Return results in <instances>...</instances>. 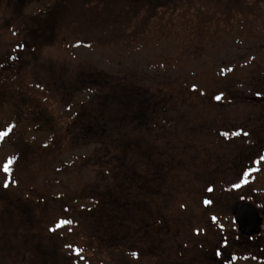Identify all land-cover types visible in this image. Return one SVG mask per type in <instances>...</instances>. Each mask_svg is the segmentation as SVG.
<instances>
[{
  "label": "rangeland",
  "instance_id": "374dc122",
  "mask_svg": "<svg viewBox=\"0 0 264 264\" xmlns=\"http://www.w3.org/2000/svg\"><path fill=\"white\" fill-rule=\"evenodd\" d=\"M201 2L144 23L91 0L36 55L0 2V79L22 74L57 125L39 155L51 133L0 108V264H264V3Z\"/></svg>",
  "mask_w": 264,
  "mask_h": 264
},
{
  "label": "trees",
  "instance_id": "16d2710c",
  "mask_svg": "<svg viewBox=\"0 0 264 264\" xmlns=\"http://www.w3.org/2000/svg\"><path fill=\"white\" fill-rule=\"evenodd\" d=\"M5 6H9L12 12L18 18H23L20 31L26 39L30 41L29 52L36 55L38 51L49 45H53L62 28L63 21L69 16L77 15L78 12L85 14L90 13L93 4L91 0H45L46 4L42 10L30 15L24 14V9L33 2L43 0H0ZM205 1L209 5H218V7L226 15V19H233V10L237 8L238 0H197ZM241 1V0H240ZM244 10L241 13L249 12L256 18L255 12L261 9L264 0H243ZM174 0H109L106 7L120 8L127 10L133 17L137 14H143L144 23L151 19L157 18L160 20L163 16V9H170L171 4L174 5ZM202 3V2H201ZM127 13V12H126ZM28 87L22 74L11 72L0 79V108L9 107L13 116L17 121L24 119L33 124V129L39 132H50L52 143L44 145L39 155L42 152L47 153L57 146L56 133H54L56 120L51 111L42 101L35 100L30 97L24 87ZM35 103V104H34ZM29 105L27 108L24 105ZM146 104L141 102L142 107ZM146 107V106H145ZM24 108L27 110L24 115ZM57 126V125H56ZM50 141V142H51ZM30 145V144H29ZM27 145L26 147L32 148ZM25 147V146H24ZM37 149V148H36ZM24 151V149H23ZM24 155V152H22ZM28 160V157H25Z\"/></svg>",
  "mask_w": 264,
  "mask_h": 264
},
{
  "label": "water",
  "instance_id": "95a60500",
  "mask_svg": "<svg viewBox=\"0 0 264 264\" xmlns=\"http://www.w3.org/2000/svg\"><path fill=\"white\" fill-rule=\"evenodd\" d=\"M233 221L239 233L245 237H252L261 232L263 218L259 210L249 201L237 202L233 209Z\"/></svg>",
  "mask_w": 264,
  "mask_h": 264
},
{
  "label": "snow or ice",
  "instance_id": "6c2138e0",
  "mask_svg": "<svg viewBox=\"0 0 264 264\" xmlns=\"http://www.w3.org/2000/svg\"><path fill=\"white\" fill-rule=\"evenodd\" d=\"M217 99H220V97H217ZM0 135H6V133H0ZM245 135H246V133H245ZM5 186H7V185H5ZM206 203H207V201H206ZM66 223H70V221H68ZM76 254L79 255V250H76ZM133 255H135V253H133Z\"/></svg>",
  "mask_w": 264,
  "mask_h": 264
}]
</instances>
